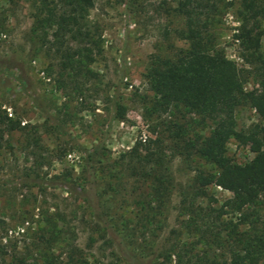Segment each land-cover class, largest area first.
I'll return each mask as SVG.
<instances>
[{
  "label": "rangeland",
  "instance_id": "rangeland-1",
  "mask_svg": "<svg viewBox=\"0 0 264 264\" xmlns=\"http://www.w3.org/2000/svg\"><path fill=\"white\" fill-rule=\"evenodd\" d=\"M240 2L221 0L224 15L218 29L219 47L237 64L239 48L231 34L239 25ZM35 5L36 0H0V109L19 121L0 147V246H5V259L29 255L39 263L46 252L52 264H174L173 257L168 262L164 255L173 252L175 242L190 240L181 226L186 215L180 202L184 196L189 202L196 170L211 171L192 153L178 149L192 138L191 133L182 140L173 135L175 125L190 121L188 116L176 109L160 115L148 111L149 62L171 59L187 47L179 37L183 25L177 1L94 0L87 19L99 28L101 52L89 66L94 77L81 95L56 91L53 77H44L49 59L35 49L38 42L29 33ZM257 25L264 32L263 18ZM260 51L264 55V36ZM116 105L122 108L121 118H116ZM234 118L238 129L259 123L247 106L237 107ZM196 131L206 134L207 127ZM155 138L168 183L153 222L141 227L135 223L147 215L148 202H139L144 195L131 177L123 196L103 195L94 213L78 193L86 176L85 152L98 147L97 161L105 168L136 142ZM34 139L37 146L30 142L32 149H27ZM226 153L238 164L253 157L232 140ZM94 180L99 190L108 183L101 173ZM204 192L195 205L217 202L211 204L215 207L230 197L213 185Z\"/></svg>",
  "mask_w": 264,
  "mask_h": 264
},
{
  "label": "trees",
  "instance_id": "trees-1",
  "mask_svg": "<svg viewBox=\"0 0 264 264\" xmlns=\"http://www.w3.org/2000/svg\"><path fill=\"white\" fill-rule=\"evenodd\" d=\"M176 1L183 25L179 37L187 47L171 59L149 62L145 70L151 92L148 111L160 115L176 109L188 116L190 121L184 127L175 125L173 135L182 140L191 133L192 138L178 149L186 155L192 153L200 166L207 165L211 171L197 169L189 202L185 196L180 202L186 215L181 226L190 240L175 242L173 252L164 258L168 261L173 257L174 264H260L264 259V55L260 51L264 32L257 19H264V0H241L239 4V25L231 39L237 43L241 64L226 58L218 45L221 0ZM93 5L94 0H36L30 38L36 39L35 49L49 59L43 74L53 77L56 91L81 95L94 77L89 66L101 52V35L98 26L87 19ZM249 83L250 88H246ZM241 106L254 110L259 123L238 129L234 111ZM116 107V118H121L122 108ZM197 127H207V133H198ZM17 128L19 121L0 109V147L4 135ZM230 140L246 147L253 157L243 164L230 160L226 153ZM27 143V149L37 146L35 139ZM159 144L158 138L136 142L105 168L97 161L98 147L86 151V176L78 189L82 201L97 213L103 195L123 196L126 179L131 177L144 195L139 202H148L147 215L138 216L135 223L149 225L163 206L168 183ZM98 173L107 177L103 190L94 182ZM209 185L230 197L215 207L212 205L217 202L195 205L193 201L205 196L204 188ZM149 202H154L156 209ZM99 215L97 219L102 221ZM4 250L5 246H0V264H52L46 252L41 253L38 263L29 255H9L7 260Z\"/></svg>",
  "mask_w": 264,
  "mask_h": 264
}]
</instances>
